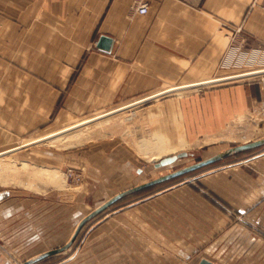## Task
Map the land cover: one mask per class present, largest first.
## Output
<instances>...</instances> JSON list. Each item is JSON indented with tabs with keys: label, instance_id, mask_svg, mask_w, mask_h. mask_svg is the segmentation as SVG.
<instances>
[{
	"label": "crops",
	"instance_id": "crops-1",
	"mask_svg": "<svg viewBox=\"0 0 264 264\" xmlns=\"http://www.w3.org/2000/svg\"><path fill=\"white\" fill-rule=\"evenodd\" d=\"M142 3L149 6L145 14L137 11ZM101 35L113 39L110 49L97 46ZM17 54L42 55L41 65L27 66L36 69L50 68L43 55H73L59 69L77 67L79 102L132 103L167 89L210 86L186 101L203 103L205 132L215 134L258 103L253 80L264 81V74L197 84L264 71V6L262 0H0V68L2 55ZM182 178L92 219L86 251L35 264H264V147ZM65 214L60 203L5 194L0 264H22L65 245Z\"/></svg>",
	"mask_w": 264,
	"mask_h": 264
},
{
	"label": "rangeland",
	"instance_id": "rangeland-1",
	"mask_svg": "<svg viewBox=\"0 0 264 264\" xmlns=\"http://www.w3.org/2000/svg\"><path fill=\"white\" fill-rule=\"evenodd\" d=\"M72 56L43 55L50 68L36 69L27 66L41 65L42 55H2L0 68V194L22 193L50 200L51 205H65L67 242L78 223L110 198L105 194L114 195L231 146L264 137L261 78L253 80L258 83V103L229 118L223 132L210 134L205 132L210 127L205 124L203 103L186 101L197 89L176 90L112 115L109 114L129 103L77 101V67L59 69L61 62H69ZM209 87L199 93L204 94ZM81 97L91 96L87 93ZM105 115L109 116L101 118ZM21 147L24 148L17 150ZM181 152L188 155L156 166L163 158ZM28 169L42 170L44 179L17 176ZM167 182L114 205L125 204ZM88 233L89 222L63 255L86 251Z\"/></svg>",
	"mask_w": 264,
	"mask_h": 264
},
{
	"label": "water",
	"instance_id": "water-1",
	"mask_svg": "<svg viewBox=\"0 0 264 264\" xmlns=\"http://www.w3.org/2000/svg\"><path fill=\"white\" fill-rule=\"evenodd\" d=\"M113 43V39L111 37H109L108 35H101V37L99 38L98 42H97V46L100 47V48H103V49H110L111 48V45ZM254 72V73H252ZM247 73H250V75H245ZM264 73V71H249V72H245V73H239V74H235V75H231V76H227V77H222L221 80H217V81H206L204 83H199L197 85H204V84H211V83H216V82H224V81H230V80H234V79H239V78H244V77H249V76H256V75H260ZM189 86H182V87H179V88H176V89H172L170 91H166L164 93H157V94H154V95H151V96H148V97H145L144 99H141L139 101H136V102H132V103H129L128 105H126V107H123L122 109H119L117 111H114L113 113L109 114V115H112L114 113H117L119 111H122L124 109H127V108H130V107H133L135 105H138L140 103H143V102H147L151 99H154V98H157V97H160V96H163L165 94H168L174 90H179V89H183V88H187ZM109 115H105L101 118H104V117H107ZM99 118V119H101ZM99 119H95L94 121H97ZM94 121H90L89 123L91 122H94ZM49 139V138H47ZM43 140H46V139H43ZM41 140V141H43ZM41 141H38V142H41ZM36 142V143H38ZM35 144V143H33ZM32 145V144H31ZM264 145V137H261L259 139H256V140H253V141H249V142H246V143H242V144H237V145H234V146H231L223 151H220L212 156H209L207 158H204V159H201L195 163H192L190 165H187V166H184V167H181L177 170H174L173 172H170V173H167V174H164L162 176H159L151 181H147L145 183H142V184H139V185H136L134 187H131L129 189H126V190H123L117 194H115L114 196H112L111 198H109L108 200H106L104 203H102L101 205H99L97 208H95L93 211H91L88 215H86L77 225L72 237L69 239V241L63 245L62 247H59L57 249H52V250H48L46 252H43L27 261H25L24 263L22 264H35L43 259H45L46 257H49L51 255H54V254H57V253H60V252H64L66 251L67 249H69L73 243L76 241L77 237L79 236L80 232L82 231V229L85 227V225L90 222L92 219L96 218L97 216H99L100 214H102L103 212H105L108 208H110L112 205H114L115 203H117L118 201L122 200L123 198L129 196V195H132L134 193H137L143 189H146L148 187H151V186H154V185H157V184H161V183H164V182H167V181H170V180H173L175 178H178V177H181V176H185L187 174H190L192 172H195L199 169H202L204 167H207L209 165H212L218 161H221L223 159H226L230 156H233L235 154H239V153H242V152H246V151H249V150H253L255 148H258V147H261ZM29 146V145H27ZM25 146V147H27ZM24 147H21L17 150H20ZM16 151V150H15ZM188 155V152H181L177 155H172V156H168V157H165L163 158L159 163L156 164L157 167H160V166H163V165H168V164H171L173 163L174 161H176L177 159L179 158H182V157H186ZM4 195L3 194H0V200L3 199ZM202 264H211L207 261H204L202 262Z\"/></svg>",
	"mask_w": 264,
	"mask_h": 264
},
{
	"label": "bare ground",
	"instance_id": "bare-ground-1",
	"mask_svg": "<svg viewBox=\"0 0 264 264\" xmlns=\"http://www.w3.org/2000/svg\"><path fill=\"white\" fill-rule=\"evenodd\" d=\"M191 154V153H190ZM192 154H194V153H192ZM29 168V167H28ZM40 169V168H39ZM34 170V169H33ZM38 170V169H37ZM57 170H55V172H56ZM50 172V171H49ZM48 172V173H49ZM60 172V171H59ZM47 173V174H48ZM54 173V172H53ZM19 174H24V175H28V176H30V177H32V178H34V179H37V181L38 180H43L44 179V176L42 175L43 174V172H42V170H38L37 172H35V171H31V170H26V171H24V172H22V173H17V176L18 177H20V176H22V175H19ZM55 174V173H54ZM24 175H23V177H24ZM50 175V174H49ZM59 175V174H58ZM51 176V175H50ZM54 176V175H53ZM56 177H57V175H55ZM63 177V176H62ZM50 179H51V177H50ZM57 179V178H56ZM63 179V178H62ZM55 180V179H54ZM35 181V180H34ZM48 181H51L52 182V180H48ZM36 182V181H35ZM43 182V181H42ZM55 183H57V182H55ZM32 185V184H31Z\"/></svg>",
	"mask_w": 264,
	"mask_h": 264
},
{
	"label": "built area",
	"instance_id": "built-area-1",
	"mask_svg": "<svg viewBox=\"0 0 264 264\" xmlns=\"http://www.w3.org/2000/svg\"><path fill=\"white\" fill-rule=\"evenodd\" d=\"M262 4H263V6H264V0H262ZM148 10H149V6H148L147 3H142L141 5H139V6L137 7V11H138L139 13H141V14H145V13H147Z\"/></svg>",
	"mask_w": 264,
	"mask_h": 264
},
{
	"label": "trees",
	"instance_id": "trees-1",
	"mask_svg": "<svg viewBox=\"0 0 264 264\" xmlns=\"http://www.w3.org/2000/svg\"><path fill=\"white\" fill-rule=\"evenodd\" d=\"M178 178H180V177H178ZM176 179V178H175ZM144 190V189H143ZM142 191V190H141Z\"/></svg>",
	"mask_w": 264,
	"mask_h": 264
}]
</instances>
